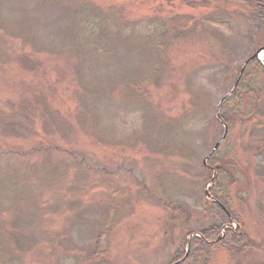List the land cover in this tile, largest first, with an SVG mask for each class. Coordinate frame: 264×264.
Returning <instances> with one entry per match:
<instances>
[{"label": "rangeland", "instance_id": "374dc122", "mask_svg": "<svg viewBox=\"0 0 264 264\" xmlns=\"http://www.w3.org/2000/svg\"><path fill=\"white\" fill-rule=\"evenodd\" d=\"M254 12L0 0V264H264Z\"/></svg>", "mask_w": 264, "mask_h": 264}, {"label": "trees", "instance_id": "16d2710c", "mask_svg": "<svg viewBox=\"0 0 264 264\" xmlns=\"http://www.w3.org/2000/svg\"><path fill=\"white\" fill-rule=\"evenodd\" d=\"M233 1H238L244 5H250V7H252L255 12L253 13L254 17L257 19L258 22H261V23H264V0H233ZM100 21V20H99ZM215 21V20H214ZM101 22V21H100ZM102 28H104L103 25H100V24H93L92 25V29H95V32L97 31H100ZM102 33V32H101ZM219 207V206H218ZM221 210H220V213L223 214L224 217H226V214L225 212L223 211V209L221 207H219ZM209 233L213 234V236L211 237V235H208ZM217 233L216 230H207L206 232L202 233V240H207V241H213V237L214 235ZM208 235V236H207ZM234 236L232 237V234L231 233H226L224 235V237H221L220 238V242L221 244H225L226 242L230 243L231 242H235V243H239L240 240H238L237 242L235 241L236 240V235L233 234ZM230 238V241H226L227 238ZM192 252V251H191Z\"/></svg>", "mask_w": 264, "mask_h": 264}, {"label": "water", "instance_id": "95a60500", "mask_svg": "<svg viewBox=\"0 0 264 264\" xmlns=\"http://www.w3.org/2000/svg\"><path fill=\"white\" fill-rule=\"evenodd\" d=\"M264 52V47H262L261 49H259L249 60H247L244 65L242 66L241 70H240V74H239V77H238V80L236 82V85L234 87V89L237 87L240 79L242 78V75L246 69V66L253 60H256L258 61L260 64H262L264 66V59L261 58V53ZM233 92V91H232ZM231 93H229L228 95L224 96V98L221 100L220 104H219V107H218V112H217V115L219 116L220 115V110H221V107L223 106V104L229 99V97L231 96ZM224 124V123H223ZM224 135L222 137V139L215 145L214 149H213V152L206 158L205 162L210 159V157L212 156V154L218 149V147L220 146V144L224 141V139L226 138L227 136V133H228V126L224 124ZM207 195H208V192H207ZM194 237H191L190 240H193ZM189 251H190V244L187 246V251H186V257L188 256L189 254ZM182 262H177V263H174V264H181Z\"/></svg>", "mask_w": 264, "mask_h": 264}, {"label": "bare ground", "instance_id": "6f19581e", "mask_svg": "<svg viewBox=\"0 0 264 264\" xmlns=\"http://www.w3.org/2000/svg\"><path fill=\"white\" fill-rule=\"evenodd\" d=\"M260 56L262 59H264V52H262Z\"/></svg>", "mask_w": 264, "mask_h": 264}]
</instances>
